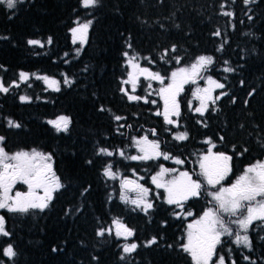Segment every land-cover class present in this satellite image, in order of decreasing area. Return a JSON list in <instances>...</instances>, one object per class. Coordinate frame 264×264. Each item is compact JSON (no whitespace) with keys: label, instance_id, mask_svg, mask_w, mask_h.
Listing matches in <instances>:
<instances>
[{"label":"trees","instance_id":"obj_1","mask_svg":"<svg viewBox=\"0 0 264 264\" xmlns=\"http://www.w3.org/2000/svg\"><path fill=\"white\" fill-rule=\"evenodd\" d=\"M78 20L92 21L83 45L74 44L70 35ZM0 37H7L0 39V78L6 85L20 84L0 93L1 145L7 152L35 149L51 156L63 185L44 211L0 209L10 233L0 236V264H194L182 248L187 221L182 212L198 215L206 207L205 198H190L181 209L168 204L150 182L165 159L128 157L134 155L133 139L146 135L190 171L194 166L188 162L210 140L214 152L232 157L224 186L264 159V0L248 5L243 0H100L98 7L88 9L80 0H24L12 10L0 4ZM29 39L44 47L29 46ZM124 52L165 80L198 56H211L213 64L202 75L225 87L215 89V103L201 115L194 110L188 85L179 96L177 126L167 124L156 114L159 82L142 78L135 90L124 89ZM225 67L235 71L225 72ZM20 72L30 79L19 81ZM35 76L59 81L60 91L46 88ZM65 78L71 83L65 84ZM21 96L30 102H21ZM58 116L70 118L66 132L48 123ZM9 120L20 127H9ZM179 130L187 133L186 140L173 138ZM101 148L113 155L98 154ZM109 164L116 173L144 176L153 207L145 211L121 200L118 180L103 175ZM113 218L133 230L128 239L138 245L134 252L123 251ZM102 229L105 235L98 236ZM248 236V249L223 237L217 255L226 264H264V221L251 224ZM153 238L157 242L146 247ZM8 244L16 252L11 260L2 251Z\"/></svg>","mask_w":264,"mask_h":264},{"label":"snow or ice","instance_id":"obj_2","mask_svg":"<svg viewBox=\"0 0 264 264\" xmlns=\"http://www.w3.org/2000/svg\"><path fill=\"white\" fill-rule=\"evenodd\" d=\"M23 2L24 0H0V4L5 5L9 10L15 9L18 3ZM243 2L245 5H248L249 3H254L255 0H243ZM80 4L81 7L85 9L96 8L100 5V0H80ZM223 15L231 16L232 13L223 12ZM249 19H251V17H249ZM76 24L77 26L71 29L73 43L75 44L79 41L81 45H83V43L86 42L87 33L91 27L92 21L88 20L81 23L78 20ZM216 35H219V31H217ZM0 39H7V37H0ZM27 43L29 46L44 47L41 41L35 39H29ZM47 43H52L51 37L48 38ZM129 47H131V45H129ZM76 51L77 55H79L81 49L78 48ZM172 51H175V48H173ZM65 55H67V53ZM123 55L128 57L129 53L124 52ZM176 60L177 63H179V58H176ZM134 61L135 57L129 59V65L133 69H139L140 73L143 74L146 79L156 80L164 84L165 78L162 77L159 72H152L148 68H140ZM225 63L227 64V61H225ZM212 64L213 57L201 55L196 58L190 68L182 67L171 73L169 78L171 83L166 87H162L159 91V94L164 99V119L167 124L175 123V121L169 118L170 115L179 116V104L177 103L176 97L179 92L183 90V84L189 81L195 83V77L199 75L201 71H206ZM224 71L232 72L235 71V69L225 67ZM35 78L38 80L42 79L53 91H60L59 81L47 76H35ZM29 79V74L25 72L19 73V81L27 82ZM136 81L137 76L134 73H129V80L125 81V83L131 82L133 90H135ZM64 83L70 84L71 82L65 78ZM207 83L210 85L209 88H197L193 92L194 97L200 100V107L196 108L195 111L201 115L207 110L206 100H212L211 92L213 87L216 89H223L225 87L224 84L213 80L211 76L207 77ZM19 86L20 84L16 81H11L6 85L3 78H0V93L7 94L10 91V87ZM148 87H151V85L149 84ZM201 93L204 95H201ZM125 94L127 95V93ZM223 95H227V93H223ZM129 99L139 100L141 97L129 96ZM216 99H219V97H216ZM20 100L21 102H30L31 98L21 96ZM145 102L147 103L148 101L145 100ZM212 102L215 103V100H212ZM153 103H155V101H153ZM101 111H104V109L101 108ZM156 114L160 115L159 112ZM115 119L119 121L122 117L116 116ZM70 122V118L66 116H59L55 120L48 121L58 132H66ZM8 126L20 127L19 124L12 120L8 121ZM152 134L156 135L155 129L152 130ZM173 138L181 141L186 140L187 133H180ZM221 139H223V137H221ZM3 140L4 137L0 136V142H3ZM207 143L212 146L207 149L208 155L203 156L200 160L199 166L201 172L199 175L206 180L208 185L215 187L231 170L229 162L232 160V157L222 152L213 153L212 148L216 147V145L210 140L207 141ZM136 145L143 155L128 157L131 160H151L160 156H163L165 160L170 158L167 153H163L159 150L160 144L158 141H149L146 136L142 138V140L136 141ZM98 154L107 156L113 155V153L106 148H101ZM121 155H123V153H121ZM50 160L51 156L37 152L35 149H33L31 153L20 151L9 156L4 148L0 147V209H6L10 213L27 214L30 210L39 209L40 211H44L48 208L49 203L53 199V193L63 187L59 178L52 171L51 163H48ZM174 162L177 164L183 163L180 159H175ZM89 163H91V161H89ZM169 171H175V169L170 170L161 167V171L156 176L152 177V183L155 184L157 188L165 189L167 192L168 204H175L177 207L183 208L182 201L200 195L203 181L193 179L187 172H181L179 179H173L167 184L162 183L161 178ZM103 175L115 179L116 173L113 171L111 164L107 165L104 169ZM18 182L27 185V191H16L14 195H10L13 186ZM129 185H134V188L139 192L138 199L133 200V204L139 206L143 203L145 211L153 207L152 203L147 202L145 199L149 192L148 188L139 184H134V182L128 180H125L121 187L126 190H131L129 189ZM37 189L43 190L42 196L37 195ZM208 195L217 202L220 212L230 214L231 216H236L237 212H241V216L232 222L238 224L239 229L247 233L253 221H264V199L259 201L256 200L257 197H264V162H257L248 167L244 174L239 176L231 187H221L216 192H209ZM120 198L126 201V197L123 194H121ZM245 201L248 203H243ZM253 201H256L254 206L252 204ZM245 210L246 214H244ZM187 215L191 216L192 213L189 211ZM112 223L115 227V236L117 238L124 237L127 239L133 235V230L127 227L118 218H113ZM188 229L187 243L182 245V248L184 252L190 254L194 264H225V257L223 255H217L216 247L221 243L222 235L232 236L233 231L226 225L223 217L217 214V211L211 208L206 210L199 220L195 221L194 224L188 225ZM107 231L109 235H112L111 229ZM9 235L10 233L6 231L5 228V219L3 216H0V236L8 237ZM97 235L104 236L105 230L102 229L98 231ZM156 242V239L153 238L148 241L145 246H150ZM233 243L237 245L242 244L248 248L251 247V241L248 235H241L239 231L235 233ZM137 247L138 245L136 243L126 244L123 245V251L130 254L134 252ZM53 250L55 251V249ZM2 251L3 255L9 260L16 256V252L11 244L4 247ZM213 257H216V259L213 260ZM121 259H124V257L121 256ZM244 259L248 260L249 257L245 256ZM232 264H235V261H232Z\"/></svg>","mask_w":264,"mask_h":264},{"label":"rangeland","instance_id":"obj_3","mask_svg":"<svg viewBox=\"0 0 264 264\" xmlns=\"http://www.w3.org/2000/svg\"><path fill=\"white\" fill-rule=\"evenodd\" d=\"M81 23H83V22H81ZM77 26V24H75L74 25V27H76ZM73 27V28H74ZM70 35H71V38H72V40H73V36H72V32L70 31ZM77 44H79V45H81V43L79 42V41H77ZM84 44V43H83ZM132 58V56H128L127 58H126V63H127V68H128V75H127V78L123 81V87H124V89L126 90V91H128L129 92V90H133V87H132V83L131 82H128V83H125V81H128L129 80V73H134L136 76H137V81H136V85H137V83H138V81L140 80V79H146L145 78V76L143 75V74H141L140 73V71H139V69H133L130 65H129V63H128V61H129V59H131ZM136 64H138L139 66H140V68H146V67H142L140 64H139V62H138V60H136V57H135V61H134ZM195 62V61H194ZM193 62V63H194ZM192 64V63H191ZM191 64L189 65V66H187V67H184V68H190V66H191ZM150 70V69H149ZM151 71V70H150ZM153 72V71H152ZM204 71H201L200 73H199V75H197L196 77H195V79H196V82L195 83H192L191 81H189L188 83H185V84H183V90L182 91H180L179 92V94L177 95V97H176V100H177V103L179 104V96H180V94H182L185 90H186V87L188 86V85H190L191 86V94H192V99L195 101V105H194V110L196 109V108H198V107H200V100L199 99H197V98H195L194 97V95H193V92L197 89V88H200V89H206V88H209L210 87V85L207 83V77H209V76H207V75H202V73H203ZM213 79V78H212ZM148 81H156V80H152V79H147ZM214 80V79H213ZM17 82V81H16ZM42 82H43V84L45 85V87L46 88H48V89H52L51 87H49L47 84H45V82L42 80ZM156 82H159V81H156ZM18 83V82H17ZM160 83V82H159ZM169 83H171V80L170 79H167V80H165L164 81V84H161L160 86H158V89L156 90V94H157V96H158V98H159V100H160V103H161V106H160V111H159V113H160V115L162 116V117H164V111H165V104H164V99L161 97V95L159 94V91H160V89L162 88V87H166ZM215 89L216 88H214L213 87V89H212V92H211V96H212V100H214L215 99V97H214V91H215ZM201 95H204L203 93H201ZM212 100H206V105H207V107H208V105L210 104V102H212ZM194 104V103H193ZM196 112V111H195ZM59 117V116H58ZM177 116L176 115H170L169 116V118L170 119H172L173 121H175V123L174 124H171V125H173V126H177V123H176V118ZM57 118V117H56ZM55 118V119H56ZM54 119V120H55ZM180 131V133H182V130H179ZM176 135H178V134H175V136ZM146 135H142L141 137H139V138H134L133 139V148H134V155H132V156H140V155H143V153H141L139 150H138V147H137V145H136V141H139V140H142V138H144ZM147 138H148V140L149 141H156L154 138H150V137H148V136H146ZM212 145L210 144V145H208V147L207 148H205L203 151H200L199 153L198 152H196L194 155H193V158H192V160L191 161H189L188 162V165L190 166V167H192V166H194L192 169H190V171H188V170H186V169H181L180 168V166L181 165H183L184 163H182V164H177V163H175L174 161H175V159H180V158H178V157H171V156H169L170 158L168 159V160H163L164 162H165V164H163L161 167H163V168H165V169H175V171H169V172H167V173H165L164 174V176L161 178V182L162 183H165V184H167L169 181H172L173 179H179L180 178V173L181 172H187V173H189V175H191L192 176V178L193 179H195V180H201V181H203V187H202V190H201V193H200V195L199 196H196V197H201L202 195H203V199L205 198V200H206V207L202 210V212H200L198 215H194L193 213H192V215L191 216H189V215H187V211L185 212V211H183L182 212V214H183V216L186 218V227H185V240H184V244H186L187 243V232L189 231V229H188V225L189 224H194L195 223V221H197V220H199L203 215H204V212L206 211V210H208V209H213L214 211H217V214L218 215H220V216H222L223 217V219L225 220V222H226V225L233 231V235L232 236H228V235H222L221 236V243L220 244H222V238L224 237L225 238V240H230L231 242H233V240L235 239V233L237 232V231H239L240 232V234L241 235H248V231H247V233H245V232H243L242 230H240L239 229V226H238V224H235V223H233L232 221H234V220H236V219H238L240 216H241V212H237V215L236 216H231L230 214H225V213H223V212H220L219 210H218V205H217V202L215 201V200H213L212 199V197L210 196V195H208V193L209 192H216L219 188H221V187H225V188H228V187H231V185L233 184V183H235V181H236V179L239 177V176H241V175H243L244 174V172H245V170L248 168V167H250V166H252V165H254V164H256L257 162H264V159H262V160H260V161H257V162H255V163H253V164H251V165H248L247 167H245L244 168V170L236 177V178H234V180L233 181H231V183H229L228 185H226V186H224V184H223V182L225 181V179H226V177H227V175L229 174V172H228V174L225 176V178L223 179V180H221L220 181V183L219 184H217L215 187H212V186H210V185H208L207 184V182H206V180H204V178L202 177V176H200L199 175V173L201 172V169H200V160L202 159V157L203 156H206V155H208V152H207V149L208 148H210ZM0 147H2V145H1V142H0ZM32 150L33 149H29V150H18V151H16V152H13L12 154H8L9 156H12L13 154H15V153H17V152H20V151H24V152H29V153H31L32 152ZM160 150V149H159ZM37 151V150H36ZM161 151V150H160ZM37 152H40V151H37ZM162 152V151H161ZM212 152L213 153H216V152H214V150H213V148H212ZM40 153H42V152H40ZM46 155V154H45ZM160 158H163V156H160V157H157V158H154V159H160ZM160 160H162V159H160ZM181 160V159H180ZM136 161H148V160H136ZM48 163H50V161H48ZM230 165V164H229ZM161 167L158 169V171H156L155 173H153V175L150 177V182H152V177L153 176H156L160 171H161ZM52 171H53V169H52ZM116 173V172H115ZM117 180H118V183H119V186H120V189H121V194H123L125 197H126V201H128L129 203H132V201L133 200H136V199H138V196H139V192H138V190L137 189H135L134 188V185H129V189H131V190H126V189H124V188H122L121 187V185L123 184V182L125 181V180H128V181H132V182H134V184H139V185H142V186H144V187H146L144 184H143V179H144V176H142V175H140V174H138V173H135V172H132L131 174L129 173V175H128V173L126 174H123V173H116V177H115ZM144 180H146V179H144ZM154 185V191L156 192V194L158 195L159 194V190L160 191H162V193H163V198H164V200L167 202V192L165 191V189L164 188H157L156 187V185L155 184H153ZM146 188H148V187H146ZM149 189V188H148ZM16 191H22V192H26L27 191V185H24V184H21V183H17L16 185H14L13 186V189H12V192L10 193V195H14L15 194V192ZM36 192H37V195H43V190L42 189H37L36 190ZM149 192H150V190H149ZM149 192H148V195H147V197L145 198L146 199V201L147 202H150V200H149ZM159 196V195H158ZM190 198H195V197H190ZM189 198V199H190ZM262 199H264V197H257L256 198V200L257 201H259V200H262ZM187 201V200H186ZM183 202H185V201H182V203ZM243 203H245V204H247L248 202H243ZM133 204V203H132ZM252 204H253V206L256 204V201H253L252 202ZM134 205H136V204H134ZM172 205H175V204H172ZM137 206V205H136ZM177 206V205H176ZM139 207H141V208H143L144 209V204L143 203H141L140 205H139ZM179 209H181L180 207H178ZM244 214H246V210L244 211ZM259 220H256V221H253V223L252 224H254V223H256V222H258ZM249 227H251V225L249 226ZM112 228H114L115 229V227H114V225H113V227ZM249 237V236H248ZM121 239H122V248H123V245H126V244H131V243H133V242H131L130 241V239H125L124 237H120ZM183 244V245H184ZM235 245H237L236 243H234ZM239 248H245V249H248V247H245L244 245H237ZM217 247H218V245H217ZM217 247H216V251H217ZM237 247V248H238ZM189 256H190V254H188ZM191 257V256H190ZM192 259V258H191ZM216 259V257H213V260H215ZM225 264H226V262H225Z\"/></svg>","mask_w":264,"mask_h":264},{"label":"flooded vegetation","instance_id":"obj_4","mask_svg":"<svg viewBox=\"0 0 264 264\" xmlns=\"http://www.w3.org/2000/svg\"><path fill=\"white\" fill-rule=\"evenodd\" d=\"M3 147V146H2ZM5 150V149H4ZM6 153H8V154H12L13 152H16V151H13V152H7V151H5Z\"/></svg>","mask_w":264,"mask_h":264}]
</instances>
